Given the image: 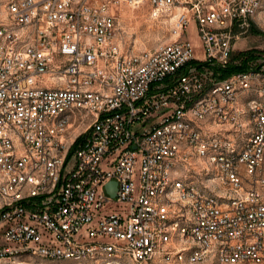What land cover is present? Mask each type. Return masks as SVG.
Segmentation results:
<instances>
[{"label": "built area", "instance_id": "obj_1", "mask_svg": "<svg viewBox=\"0 0 264 264\" xmlns=\"http://www.w3.org/2000/svg\"><path fill=\"white\" fill-rule=\"evenodd\" d=\"M145 2L169 16L175 39L133 51L117 11ZM263 8L6 0L0 256L263 263L264 73L221 75ZM191 23L202 56L186 38Z\"/></svg>", "mask_w": 264, "mask_h": 264}, {"label": "rangeland", "instance_id": "obj_2", "mask_svg": "<svg viewBox=\"0 0 264 264\" xmlns=\"http://www.w3.org/2000/svg\"><path fill=\"white\" fill-rule=\"evenodd\" d=\"M6 0H0V15ZM119 16L120 37L124 47L133 50L155 49L162 44L175 39L170 31V18L167 15L156 16L153 8L148 2L133 8L127 5L121 6L117 11ZM194 47L195 53L202 56L200 40L197 36L195 24L191 23L186 33ZM252 52L255 56L249 59L248 68L260 70L264 73V8L252 20V26L241 38L235 41L233 63L242 64L248 54ZM246 53V54H244ZM0 264H140L130 257H118L105 259L102 256L95 258L74 259H51L33 254L3 255L0 256ZM158 264V263H149ZM191 264H222L216 260H205ZM238 264H255L242 262ZM261 264H264L261 263Z\"/></svg>", "mask_w": 264, "mask_h": 264}, {"label": "trees", "instance_id": "obj_3", "mask_svg": "<svg viewBox=\"0 0 264 264\" xmlns=\"http://www.w3.org/2000/svg\"><path fill=\"white\" fill-rule=\"evenodd\" d=\"M248 54V52H246ZM244 53V54H246ZM255 58L254 54L252 52H249L247 58L244 59V62L242 64H234L232 63L228 68L224 69L223 72H221L222 77H226L236 71H243L247 70L248 68V60Z\"/></svg>", "mask_w": 264, "mask_h": 264}, {"label": "water", "instance_id": "obj_4", "mask_svg": "<svg viewBox=\"0 0 264 264\" xmlns=\"http://www.w3.org/2000/svg\"><path fill=\"white\" fill-rule=\"evenodd\" d=\"M107 191L115 197L116 191H117V182L116 181H111L106 185Z\"/></svg>", "mask_w": 264, "mask_h": 264}]
</instances>
